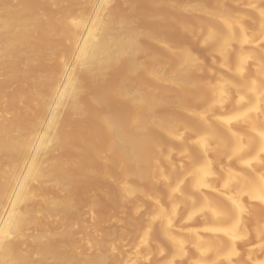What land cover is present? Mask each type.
I'll return each instance as SVG.
<instances>
[{
    "label": "bare ground",
    "instance_id": "1",
    "mask_svg": "<svg viewBox=\"0 0 264 264\" xmlns=\"http://www.w3.org/2000/svg\"><path fill=\"white\" fill-rule=\"evenodd\" d=\"M250 6L0 0V264H264Z\"/></svg>",
    "mask_w": 264,
    "mask_h": 264
},
{
    "label": "rangeland",
    "instance_id": "2",
    "mask_svg": "<svg viewBox=\"0 0 264 264\" xmlns=\"http://www.w3.org/2000/svg\"><path fill=\"white\" fill-rule=\"evenodd\" d=\"M254 1L256 0H225V5H226V9L227 11H241V12H244L245 15H247L248 17H250V19H248L247 21H251L254 19H257L258 17H256V15H254L252 12H249V11H256V10H253L250 6V3H253ZM259 7L260 9L258 11H264V0H259ZM147 43L146 42H142V45H146ZM251 44L247 45V46H250ZM258 45L260 46V48L262 49V52H264V42H259ZM252 46V45H251ZM200 50H198V53L202 54L201 51L199 52ZM261 60L264 61V55L261 53ZM208 64L209 61H208ZM118 209V210H117ZM104 210V208H103ZM102 211V210H100ZM116 211H118L117 215L118 216H123L120 212L121 210L117 207L116 208ZM120 211V212H119ZM105 212H107V209H105ZM109 212V211H108ZM103 214H106L102 211ZM119 217V218H120ZM73 218H77L78 219V222H79V219H80V216L79 215H74L72 217H70L67 221V223H69ZM106 223H104V226H109L107 223V225H105ZM78 223L73 227V228H70V230H74L76 227H77ZM103 226V227H104ZM105 227V228H106Z\"/></svg>",
    "mask_w": 264,
    "mask_h": 264
}]
</instances>
